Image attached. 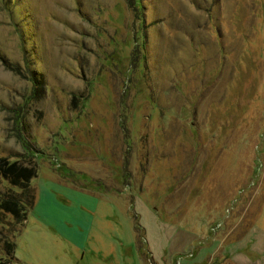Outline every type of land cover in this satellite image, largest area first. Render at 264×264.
I'll return each mask as SVG.
<instances>
[{"label": "rangeland", "instance_id": "obj_1", "mask_svg": "<svg viewBox=\"0 0 264 264\" xmlns=\"http://www.w3.org/2000/svg\"><path fill=\"white\" fill-rule=\"evenodd\" d=\"M19 130L13 264H264V0H0V156Z\"/></svg>", "mask_w": 264, "mask_h": 264}, {"label": "trees", "instance_id": "obj_2", "mask_svg": "<svg viewBox=\"0 0 264 264\" xmlns=\"http://www.w3.org/2000/svg\"><path fill=\"white\" fill-rule=\"evenodd\" d=\"M31 80L34 83V94H39L36 91L43 88L42 76L32 70ZM16 118L17 123L22 121L19 114ZM20 131L17 137L23 140L25 151L15 157L0 156V175L9 183L7 189L0 190V212L4 213L5 217L10 216V225H13L10 232L4 234V256L1 255L0 264H13L15 235L26 222L28 213L36 200V186L33 178L38 174V161L34 147L25 141Z\"/></svg>", "mask_w": 264, "mask_h": 264}, {"label": "crops", "instance_id": "obj_3", "mask_svg": "<svg viewBox=\"0 0 264 264\" xmlns=\"http://www.w3.org/2000/svg\"><path fill=\"white\" fill-rule=\"evenodd\" d=\"M57 178L60 179L59 177H57ZM58 182L60 184H62L63 186H66L68 188L74 189L75 191H81L84 195L86 193H90V195H92V196L94 195V197H95V194L94 193H96V192L93 191V190L91 191V189H89L88 187H84V186L79 185V184L74 183V182L65 183V180H61V181H58ZM39 196H40V189H38V191H37V198H36L35 204H38L40 202L41 197H39ZM56 196H57V198H56ZM59 197H62V193H61V195H60V193H57L56 195H54V198H55L56 201H59V199H58ZM96 199H97V197L95 198V200ZM61 204H63V203H61ZM50 223L53 225L54 231H55V226H58L63 233H65V234H67L69 236L70 239L73 240V238H75L79 242H81V238L79 236L81 234V231H80L79 227L78 228L75 227L72 231H69L68 228H67L68 225L65 223L64 220H59V219H56L55 220V219H52V220H49V223L48 224H50ZM71 228H70V230H71ZM82 244H83V242L80 243V245H82ZM216 249L217 248H215V250L213 252L210 251L208 253L209 256H210V259H211L210 261H213V259L211 258V256L214 255V252L216 251ZM218 250H220V248L217 249V252H218ZM217 252H215L216 253V256H217ZM199 255H200L199 258H197L195 260H191L189 262V264H198V261H200L204 257L205 252L204 251L203 252L201 251V254H199ZM210 261L208 260V263L207 264H210L211 263ZM226 261H227V257H224L223 256V258H220V259L217 258L216 261H215V264H226ZM227 264H229V262Z\"/></svg>", "mask_w": 264, "mask_h": 264}]
</instances>
